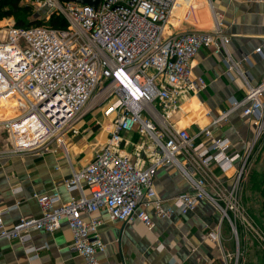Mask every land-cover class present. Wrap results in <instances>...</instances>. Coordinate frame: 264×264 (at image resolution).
<instances>
[{
  "label": "built area",
  "instance_id": "obj_1",
  "mask_svg": "<svg viewBox=\"0 0 264 264\" xmlns=\"http://www.w3.org/2000/svg\"><path fill=\"white\" fill-rule=\"evenodd\" d=\"M202 1L212 18L209 30H175L171 18L178 0H101L97 8L67 0H31L38 9L62 16L66 26L1 27L0 96L17 94L26 109L2 122L9 143L0 148V166L13 155L45 153L54 142L66 149L67 135L77 133L79 121L98 105L114 124L91 161L64 181L70 193L79 194L63 202L57 191L34 193L41 215L22 218L12 227L0 217V241L28 244L35 232L53 234L66 221L73 233L72 250L86 264H104L98 258L107 246L99 233L102 209L113 220L130 223L137 218L152 229L154 216L167 218L176 209L187 215L202 200H210L221 212V221L208 234L218 244L225 219L236 227L230 213L247 220L239 194L264 133V81L254 84L232 56L215 0H189L185 19ZM204 47L221 56L227 73L245 85V96L234 100L220 118L241 110L254 124L244 152L232 150L228 137H215L208 128L192 134L180 124L185 98L208 86L192 67ZM136 132L148 143L134 158L123 146L124 136ZM166 164L182 171L190 191L168 200L158 195L157 169ZM227 174L233 179L230 185L223 181ZM35 250L27 248L28 253ZM221 250L224 264H232L233 253Z\"/></svg>",
  "mask_w": 264,
  "mask_h": 264
},
{
  "label": "crops",
  "instance_id": "obj_2",
  "mask_svg": "<svg viewBox=\"0 0 264 264\" xmlns=\"http://www.w3.org/2000/svg\"><path fill=\"white\" fill-rule=\"evenodd\" d=\"M214 3L222 15L226 34L231 39L229 50L232 56L243 70L249 72L253 83L260 84L264 81V50L258 52L257 49H264V2L215 0ZM187 4L184 0H178L171 18L175 30H209L213 27L205 2L199 4L200 7L191 18L184 19ZM192 67L196 75L206 79L208 86L200 94L185 98L183 106L190 99L195 100V105L186 112L182 108L178 115L180 124L188 126L192 134L208 128L215 137H228L232 150L244 152L252 141L254 124L242 116L241 110L220 119L231 108L234 100L245 96L242 79L228 74L222 57L214 54L211 48H202ZM113 124L114 118L106 116L104 111L100 114L89 111L79 121L78 132L67 135L66 149L54 142L52 149L45 153L17 154L4 159L0 166V217L4 225L12 227L22 218L41 215L34 193L51 194L57 191L63 202L69 201L73 195L77 196L78 192L70 193L67 190L64 181L91 161L94 151L107 141ZM124 137V151L134 158L148 143L137 132ZM8 143L7 138L1 148ZM253 162L254 155L251 164ZM149 163L146 159V164ZM222 177L226 185L232 183L230 174ZM248 179L245 177L241 187L246 200L249 199L246 185L251 193H258L256 184H259L261 176L257 172L255 178L253 175L250 181ZM155 187L158 195L166 200L192 189L182 171L168 164L158 167ZM241 209L245 211L243 203ZM98 215L103 220L99 233L107 244L105 251L98 254L104 264H224L221 247L225 253H232L230 251H233V244L236 243L225 221L222 222L220 244L208 237L221 221V212L210 200H202L187 215L176 209L167 218L154 216L155 225L152 229H148L137 218L130 223L113 220L103 209ZM84 216L90 218L87 214ZM237 241L240 258L241 246L243 249L244 246L240 237ZM72 242L73 233L66 221L53 234L35 232L28 244L2 239L0 264H86L85 258L72 250ZM29 247L36 250L28 253ZM263 261L256 257L255 261L248 264H263ZM242 263H245L244 259Z\"/></svg>",
  "mask_w": 264,
  "mask_h": 264
},
{
  "label": "rangeland",
  "instance_id": "obj_3",
  "mask_svg": "<svg viewBox=\"0 0 264 264\" xmlns=\"http://www.w3.org/2000/svg\"><path fill=\"white\" fill-rule=\"evenodd\" d=\"M30 1L31 0H0V29L3 25L16 24L17 17H21L26 24L33 22L36 24L49 25L52 24L51 21L54 17H58L57 23L61 24L62 16L58 14H49L46 10H40L36 5L30 3ZM186 11L183 15L184 19ZM190 15L192 16L193 13ZM25 109V103L21 101V98L17 94L10 93L5 96H0V148L4 145L5 139L8 138L6 129L2 124L3 120L14 117ZM89 111H91L92 114H100L104 111V107L98 105ZM259 149L260 151L257 153L256 151ZM253 155L255 162L251 164ZM253 155L248 165L246 177L247 179L249 178L248 180L250 181L253 175L255 178L256 173H259L261 179L259 180V184H256L258 193H251L250 190L247 189V184L246 190L249 191L247 194L249 199L246 200V196L244 197V193L242 194L241 192L242 190H240L239 194L240 203L244 204L247 220L239 218V216H236L234 213H230V219L236 226L233 228L230 220L225 219L230 234L234 237L236 242L233 244V251H230L233 253L234 258L232 264H243V259L245 261L244 264L255 261L256 257L259 258V261L264 259V133L262 137H260ZM249 185L251 186V184ZM239 237L245 249L244 250L241 246L242 255L240 258L239 254L241 253L238 251L239 243L237 241ZM237 258H239V260H237Z\"/></svg>",
  "mask_w": 264,
  "mask_h": 264
},
{
  "label": "trees",
  "instance_id": "obj_4",
  "mask_svg": "<svg viewBox=\"0 0 264 264\" xmlns=\"http://www.w3.org/2000/svg\"><path fill=\"white\" fill-rule=\"evenodd\" d=\"M58 20V17H54L53 18V20L51 21V25L52 26H57V25H59V26H66V21L62 18V22H61V24H58L57 21ZM32 24H36V23H33V22H31V23H25L22 19H21V17H17V22H16V25L17 26H20V27H25V26H30V25H32Z\"/></svg>",
  "mask_w": 264,
  "mask_h": 264
},
{
  "label": "water",
  "instance_id": "obj_5",
  "mask_svg": "<svg viewBox=\"0 0 264 264\" xmlns=\"http://www.w3.org/2000/svg\"><path fill=\"white\" fill-rule=\"evenodd\" d=\"M67 1L77 2L79 4L93 6L96 8L99 6L101 2V0H67ZM263 264H264V261H263Z\"/></svg>",
  "mask_w": 264,
  "mask_h": 264
},
{
  "label": "bare ground",
  "instance_id": "obj_6",
  "mask_svg": "<svg viewBox=\"0 0 264 264\" xmlns=\"http://www.w3.org/2000/svg\"><path fill=\"white\" fill-rule=\"evenodd\" d=\"M195 105V100L190 99V101H188L184 106H183V111H187V110H192V108H194Z\"/></svg>",
  "mask_w": 264,
  "mask_h": 264
}]
</instances>
